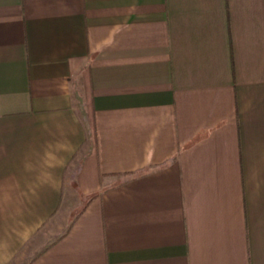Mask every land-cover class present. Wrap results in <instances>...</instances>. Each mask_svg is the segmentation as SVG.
Listing matches in <instances>:
<instances>
[{"label": "crops", "instance_id": "0c3cea01", "mask_svg": "<svg viewBox=\"0 0 264 264\" xmlns=\"http://www.w3.org/2000/svg\"><path fill=\"white\" fill-rule=\"evenodd\" d=\"M0 264H264V0H0Z\"/></svg>", "mask_w": 264, "mask_h": 264}]
</instances>
